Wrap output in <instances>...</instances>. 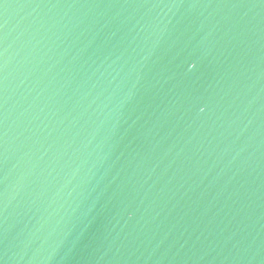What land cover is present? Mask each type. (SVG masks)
<instances>
[{"label": "water", "instance_id": "obj_1", "mask_svg": "<svg viewBox=\"0 0 264 264\" xmlns=\"http://www.w3.org/2000/svg\"><path fill=\"white\" fill-rule=\"evenodd\" d=\"M0 264H264V0H0Z\"/></svg>", "mask_w": 264, "mask_h": 264}]
</instances>
